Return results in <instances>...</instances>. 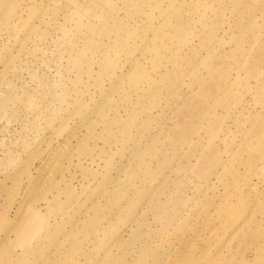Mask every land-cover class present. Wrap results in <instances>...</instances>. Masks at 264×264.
Segmentation results:
<instances>
[{"label":"rangeland","instance_id":"1","mask_svg":"<svg viewBox=\"0 0 264 264\" xmlns=\"http://www.w3.org/2000/svg\"><path fill=\"white\" fill-rule=\"evenodd\" d=\"M0 264H264V0H0Z\"/></svg>","mask_w":264,"mask_h":264},{"label":"bare ground","instance_id":"2","mask_svg":"<svg viewBox=\"0 0 264 264\" xmlns=\"http://www.w3.org/2000/svg\"><path fill=\"white\" fill-rule=\"evenodd\" d=\"M101 11H104V12H105V14H106V20H107V19H110V18H116V16H115L114 14H112V13H109V12L107 11L106 8H103V7H102V8H101ZM68 146H69V143H67L66 145H64L63 148L61 147L62 149L59 150V151H57L55 155H60V156H62L63 153L67 150ZM37 215H39L38 210L35 211V213L33 214V216H37Z\"/></svg>","mask_w":264,"mask_h":264}]
</instances>
